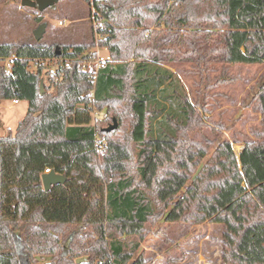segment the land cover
<instances>
[{
	"label": "trees",
	"instance_id": "1",
	"mask_svg": "<svg viewBox=\"0 0 264 264\" xmlns=\"http://www.w3.org/2000/svg\"><path fill=\"white\" fill-rule=\"evenodd\" d=\"M91 5L97 43H0L11 68L0 64V102L28 105L15 134L0 137V264H145L139 246L158 220L218 224L221 264H264V78L249 100L260 121L239 156L203 134L214 126L207 84L235 81L231 66H264V0ZM96 44L110 61L93 81L81 63ZM53 59L69 63L57 79ZM169 65L189 66L196 94ZM46 169L65 182L45 192Z\"/></svg>",
	"mask_w": 264,
	"mask_h": 264
},
{
	"label": "rangeland",
	"instance_id": "2",
	"mask_svg": "<svg viewBox=\"0 0 264 264\" xmlns=\"http://www.w3.org/2000/svg\"><path fill=\"white\" fill-rule=\"evenodd\" d=\"M20 1L0 0V43L37 42L33 33L42 23L46 24V30L40 43L54 46L83 44L95 38L91 0H59L55 9L48 8L43 12L23 8ZM39 18L41 22H38ZM99 52L107 53L103 49ZM0 64L6 69L10 67L9 60ZM169 68L180 78L191 97L196 94V78L187 72L189 66L169 65ZM228 72L235 81L223 85L207 84L210 87L205 92L211 94L207 100L210 113L206 116L208 118H203L211 119L214 126L205 129L203 134L214 142L212 149L226 139L239 156L244 136H249L250 128L260 121V116L249 106V100L255 86L264 78V66L237 65L228 68ZM27 107L25 101L0 102V137L15 134ZM102 111L106 113V109ZM233 137L241 142L233 143ZM195 139H202V136L197 134ZM98 153L102 155V149H98ZM146 229L138 250L143 254L145 264H221L222 227L218 224H165L158 220L148 222ZM45 262L40 260L41 264Z\"/></svg>",
	"mask_w": 264,
	"mask_h": 264
},
{
	"label": "built area",
	"instance_id": "3",
	"mask_svg": "<svg viewBox=\"0 0 264 264\" xmlns=\"http://www.w3.org/2000/svg\"><path fill=\"white\" fill-rule=\"evenodd\" d=\"M59 24H61V23L59 22ZM102 26H103V24L101 22L94 24V29H95L94 40L96 43H97L98 39H100L102 37V35L98 32L99 29H102ZM99 51H100L99 47L96 46L94 53L91 55V57L85 59L81 63V71L83 73L88 74L93 81L95 80L98 72L105 67V65L108 61H110V56L107 53H102ZM68 66H69V63L67 61H63V59L50 60V67L48 68L49 77L52 79H57L59 70L62 67L67 68ZM10 73H11V69H10V67H8L6 69V74H10ZM92 98H93V95H92V93H90L89 94V100L92 101ZM16 102L17 101H14V103H16ZM95 115L100 117V118L106 117L105 112H101L99 115L96 113H93V116H95ZM49 172H50L49 169H46L44 171V173H49Z\"/></svg>",
	"mask_w": 264,
	"mask_h": 264
},
{
	"label": "water",
	"instance_id": "4",
	"mask_svg": "<svg viewBox=\"0 0 264 264\" xmlns=\"http://www.w3.org/2000/svg\"><path fill=\"white\" fill-rule=\"evenodd\" d=\"M59 0H21L20 1V6L23 8H27L30 10H36L39 12H43L44 10L48 9V8H52L55 9L56 4ZM46 30V24L42 23L41 25H39L33 35L34 38L37 42L41 41V39L43 38V35L45 33ZM56 54L55 56L58 57L60 55L59 47H56ZM117 129V123L115 120H113L112 124L110 126H108L105 131L106 132H111L113 130ZM41 182H42V186L45 192L49 191V189L51 188V186L55 185V184H59V183H63L65 182V178L58 174L55 173L54 171H51L49 173H44L41 176ZM70 243V239L67 241V245ZM89 260L88 258H78L75 260L76 264H82V263H87Z\"/></svg>",
	"mask_w": 264,
	"mask_h": 264
},
{
	"label": "crops",
	"instance_id": "5",
	"mask_svg": "<svg viewBox=\"0 0 264 264\" xmlns=\"http://www.w3.org/2000/svg\"><path fill=\"white\" fill-rule=\"evenodd\" d=\"M13 103H14V101H13Z\"/></svg>",
	"mask_w": 264,
	"mask_h": 264
}]
</instances>
